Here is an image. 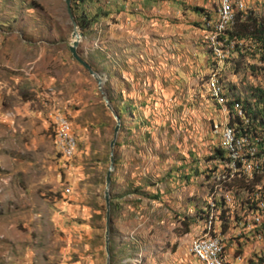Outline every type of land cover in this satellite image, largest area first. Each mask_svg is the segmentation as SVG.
I'll return each mask as SVG.
<instances>
[{"label": "rangeland", "instance_id": "rangeland-1", "mask_svg": "<svg viewBox=\"0 0 264 264\" xmlns=\"http://www.w3.org/2000/svg\"><path fill=\"white\" fill-rule=\"evenodd\" d=\"M216 7V0H86L75 8L98 15L85 32L78 27L76 50L83 60L97 51L98 75L121 114L106 210L115 122L68 52L63 0H0V264H105L106 211L109 264H200L187 248L199 227L200 173L217 143L212 126L225 121L233 97L264 92V64L221 45V59L212 56L206 23ZM211 74L222 106L209 96ZM54 114L75 141L68 160L51 145ZM222 243L241 264L264 257V242Z\"/></svg>", "mask_w": 264, "mask_h": 264}, {"label": "built area", "instance_id": "built-area-1", "mask_svg": "<svg viewBox=\"0 0 264 264\" xmlns=\"http://www.w3.org/2000/svg\"><path fill=\"white\" fill-rule=\"evenodd\" d=\"M248 0H216V19L206 23V41L216 60L221 59L219 36L232 24L236 12H244ZM211 74L206 81L209 96L222 106L221 89ZM225 121L213 125L217 134L216 150L208 157V172L202 176V207L196 212L197 233L188 243V253L200 264H241L243 257L225 249L222 242H264V133L253 135L250 129L241 135L238 120L246 125L240 104L226 107ZM50 117V116H49ZM51 121V145L64 160L75 151V141L68 122L54 114ZM244 128V127H242ZM69 189L63 190L68 195Z\"/></svg>", "mask_w": 264, "mask_h": 264}, {"label": "trees", "instance_id": "trees-1", "mask_svg": "<svg viewBox=\"0 0 264 264\" xmlns=\"http://www.w3.org/2000/svg\"><path fill=\"white\" fill-rule=\"evenodd\" d=\"M85 1L86 0H70L71 11L76 26L83 32L95 24L98 17V15L95 14V17L91 18L84 11L79 14H75V8L78 5H83ZM193 11L198 13L203 10L193 8ZM204 16L205 19L208 20V16L206 14ZM218 42H220V45L223 46V49L234 52L238 58L256 60L260 64H264V13L256 15L248 10L234 13L232 24L221 34V36H219ZM94 54L97 56V51H92V53L89 54L84 61L94 72L99 74V70L94 64V61L97 59ZM249 69H252V67H249ZM103 90L112 110L117 113L120 119L121 114L119 108L114 105L113 98L110 97L104 87ZM233 99V101L226 104V107L231 110L233 104H240L242 114L247 122L246 125L243 126L238 120L229 121V124L237 125V131L241 135L247 133V129H250L253 135L259 133L260 130L264 133V92L259 88H255L252 90L247 99H240L239 97H233ZM130 109L132 108L130 107ZM212 151L218 154V150H216L215 147ZM209 160L210 157L205 158L206 162H209ZM205 172H208L207 167H205L200 174H204ZM108 250L111 254L112 248L110 245L108 246ZM256 260H258L256 264H264L263 256ZM250 264H252V262H250Z\"/></svg>", "mask_w": 264, "mask_h": 264}, {"label": "water", "instance_id": "water-1", "mask_svg": "<svg viewBox=\"0 0 264 264\" xmlns=\"http://www.w3.org/2000/svg\"><path fill=\"white\" fill-rule=\"evenodd\" d=\"M64 2V5H65V12H66V15L69 19V22L71 24V34H70V37H71V41L67 47L68 49V52L71 56V58L87 73V75L94 81L95 85H96V89H97V92L100 94L101 96V100L104 104V107L105 109H107L109 111V113L111 114L114 122H115V125L113 127V130H112V138L108 144L109 146V149H110V152H109V165H108V168L106 170V173H105V178H104V192H103V200H104V205H105V208L107 210V206H108V197H109V194H108V186H109V174H110V170H111V167H112V148L114 146V142H115V138H116V135L118 133V129H119V125H120V119L119 117L117 116V114L112 110L107 98H106V94L103 90V80L101 79V77L96 73L94 72L90 66L79 56V54L77 53V45H78V42H79V39L81 38V33L78 32V27L76 26V23H75V20H74V17L72 15V11H71V6H70V0H63ZM107 211L105 213V225H104V253H105V256H106V259H105V264H109V260H108V251H107V234H108V229H107V223H108V220H107Z\"/></svg>", "mask_w": 264, "mask_h": 264}, {"label": "crops", "instance_id": "crops-1", "mask_svg": "<svg viewBox=\"0 0 264 264\" xmlns=\"http://www.w3.org/2000/svg\"><path fill=\"white\" fill-rule=\"evenodd\" d=\"M258 3V4H257ZM250 5L251 7V12L254 14L256 13H264V1L259 2V1H248L246 5ZM142 11V9L139 8V11Z\"/></svg>", "mask_w": 264, "mask_h": 264}]
</instances>
